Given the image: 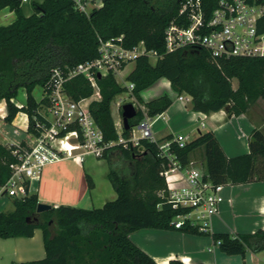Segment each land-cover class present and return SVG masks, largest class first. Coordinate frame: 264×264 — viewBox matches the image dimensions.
<instances>
[{"label": "trees", "instance_id": "16d2710c", "mask_svg": "<svg viewBox=\"0 0 264 264\" xmlns=\"http://www.w3.org/2000/svg\"><path fill=\"white\" fill-rule=\"evenodd\" d=\"M219 0H202L211 14ZM184 0H104L101 8L89 14L76 9L73 0H43L33 4V14L24 16L23 0H0V11L9 7L17 20L0 26V102H5L12 123L17 114L30 115L41 105L33 95L37 86L46 87L54 69L66 71L77 64L98 58L99 39L109 40L123 36L124 46L133 48L144 43L160 58L152 63L147 56L135 61L134 70L126 81L134 84L132 96L139 105L137 116L130 120L126 130L122 122L121 135L113 117L112 103L128 89L117 83L113 74L97 78L100 100L90 110L104 133L106 142L115 143L103 159L109 166L108 179L117 198L101 208L82 209L61 205L38 214L36 193L23 199L13 198V211L0 212V238H32L42 230L46 257L30 262L12 264H157V262L130 238L143 229L176 230L171 221L176 216L167 203L166 179L161 175L170 164L159 156L156 142L130 139L132 129L147 115L155 118L165 113L173 101L163 95L144 103L141 93L160 79H167L177 95L192 98V110L210 115L229 108L228 115L241 116L259 99L264 100V60L231 57L213 59L201 46H187L168 53L165 33L172 23L187 26L180 15ZM264 33V17L258 22ZM238 81L237 89L233 81ZM23 89L26 101L22 107L16 100ZM73 100L90 97L94 90L84 76L65 84ZM42 103H46L45 101ZM122 116V110L120 108ZM120 138L125 141L120 143ZM169 136L166 140H171ZM14 146L0 143V186L11 176ZM203 149L202 160L210 179L216 184H246L256 178L264 180V133L254 129L249 137V153L229 158L212 131L193 137L185 147L172 143L171 152L185 166ZM89 189L94 181L85 175ZM193 235H207L195 229L183 228ZM220 242L221 252L229 256H246L264 252V230L230 235L213 234ZM170 264H183L172 260Z\"/></svg>", "mask_w": 264, "mask_h": 264}, {"label": "built area", "instance_id": "2783aa9c", "mask_svg": "<svg viewBox=\"0 0 264 264\" xmlns=\"http://www.w3.org/2000/svg\"><path fill=\"white\" fill-rule=\"evenodd\" d=\"M73 1L76 9L84 14L104 5V0ZM180 15L186 17L188 25L172 23L166 30L168 53L187 46H201L210 52L213 59L243 57L264 60V33L258 30V22L264 17V0H219L211 14L204 9L202 0H184ZM98 53L95 60L77 64L66 71L58 68L51 72L38 99L41 102L38 110L32 115L21 111L11 123L18 122L13 131L15 135L19 134V130H24L28 139L11 141L2 131V123H8V112L6 103L0 102V137L3 136L2 139L7 142L3 145L14 146L12 155L16 159L11 164L10 178L2 186L9 197H27L32 185L41 180L46 166L63 160H73L80 164L89 159L99 161L115 144L105 141L104 133L90 110L91 104L100 100L98 74L101 77L113 74L117 78L138 57L147 56L152 63H156L160 55L156 51H149L143 42L127 48L124 46L123 36L109 40L99 39ZM78 76H84L88 80L94 93L90 97L73 100L68 95L65 84ZM124 86L132 96L134 84ZM178 98L187 99L186 95ZM44 101L46 103H42ZM132 101H136L133 96ZM14 102L20 107L24 105L16 100ZM118 106H122L121 100ZM162 117L163 114L155 118L145 115L132 129L130 140L135 144L142 138L156 142L160 150L159 156L170 164L161 175L168 185L165 193L167 203L177 212L171 226L176 230L190 228L199 233L211 234L213 221L225 201L223 190L226 185L216 184L210 179L203 160L192 159L183 166L171 152L172 143L180 148L185 147L192 139L190 135L176 134L171 140H156L152 127L154 120ZM201 125L204 126L203 123ZM135 129L141 133L139 137L135 135ZM121 132L122 127L118 130L120 135ZM124 141L123 138L119 140L120 143ZM171 178L173 180L168 182Z\"/></svg>", "mask_w": 264, "mask_h": 264}, {"label": "crops", "instance_id": "0c3cea01", "mask_svg": "<svg viewBox=\"0 0 264 264\" xmlns=\"http://www.w3.org/2000/svg\"><path fill=\"white\" fill-rule=\"evenodd\" d=\"M42 1L33 0L32 8L28 13L25 12L22 4L23 15L27 17L32 15L33 4ZM23 2L27 3L29 0ZM16 20L17 14L9 7L0 11V26H8ZM133 70L134 68L125 74V79ZM156 87L157 90L153 89ZM163 95H168L173 103L163 113L162 118L154 120L152 132L158 142L165 141L169 136L185 134L186 131L189 133L187 135L192 137L196 134L191 132L194 124L198 125L196 130L198 133L209 125L203 132L212 131L227 157L232 158L249 153V137L254 129L264 133V100L262 99L241 116L228 115L224 110L207 115L192 110L190 96L186 95L187 99L179 100V95L172 90L169 80L164 78L144 90L141 98L147 103ZM24 102L17 101L19 104ZM140 107L145 109L144 106L140 105ZM161 121L163 123L158 125ZM202 123L204 126L201 125ZM0 143L7 142L0 138ZM107 165L104 159L99 161L89 159L84 164L63 160L48 165L43 171L41 180L32 185L30 194L36 193L40 203L52 207L66 205L87 210L101 208L106 202L117 198V193L107 176L109 171ZM86 174H89L94 181L93 189L87 186ZM223 196L225 201L221 205L219 215L213 221L211 234L193 235L178 230L143 229L132 233L130 238L157 264H170L172 260H179L183 264H264V252L258 254L248 252L243 258L238 255H226L220 248L217 251L212 236L221 233L249 234L259 229L264 230V180L256 178L246 184H227ZM253 206L256 208L253 209ZM13 209V198L6 195L0 186V212H10ZM257 211L258 217L255 216ZM45 257L43 232L40 229L35 231L32 238H0V264L30 262Z\"/></svg>", "mask_w": 264, "mask_h": 264}, {"label": "rangeland", "instance_id": "374dc122", "mask_svg": "<svg viewBox=\"0 0 264 264\" xmlns=\"http://www.w3.org/2000/svg\"><path fill=\"white\" fill-rule=\"evenodd\" d=\"M32 1L33 0H29V2H27V3L26 2H23L22 3L23 4V7L25 9V12L28 13L29 12L28 10L32 8ZM134 66H135V63L134 62L129 63L126 66V68L123 70V72L121 73V75H119L116 78V81H117V83L119 85H121V86L124 87L125 84H128V82L125 80V74H127L130 70H132L134 68ZM233 86L234 87H237V81H234L233 82ZM157 88L158 87L153 88V89L157 90ZM33 95H34V97L36 99H40V97L42 95V87L41 86H37L34 89V91H33ZM182 95H186V94H182ZM25 99H26L25 91L23 89H20L19 90V93L17 95L16 100L17 101H20V102H24ZM120 100H121V105H124L126 103H132V104L135 105L136 109L138 107H140V105L136 101H135V103L132 101V96H130L128 92L127 93H124V94H121L120 96H118L114 100V102L112 103V112H113V117L115 119V122L117 123V128H118L119 131L121 130V127H122V116H121V113H120V107L118 106V103L120 102ZM141 108H143V107H141ZM17 123H18L17 121L15 123H13V124L2 123V126H3L2 131H4V133L6 134V136L11 141L19 142V141H21L24 138L28 139L27 134L25 133L24 130H19V134L18 135H15L13 133V131L15 129V126H16L15 124H17ZM162 123H163V121L159 122L158 125H161ZM197 126H198L197 124H194L193 127H192V129H191L192 130L191 131L192 133L193 132H194V134L196 133L195 135H192V138L195 137L198 134V132H196ZM208 126L206 128H204V129H201V131L203 132L204 130H207ZM188 132H190V131H188ZM184 133H185V135L189 134V133H187V131L184 132ZM140 134L141 133L137 129H135V135L137 137H139ZM0 138H3L4 139L3 136H1ZM203 154H204L203 149L197 150L196 153H195V156H194L193 160H202ZM107 167H108V165H107ZM171 180H173V178H171L168 182H170ZM255 208L256 207L253 206V209H255ZM255 216L256 217L259 216L258 211H257V213H255ZM258 219L260 220L261 218L259 217ZM215 249L217 251L219 250V245L217 243L215 244Z\"/></svg>", "mask_w": 264, "mask_h": 264}, {"label": "water", "instance_id": "95a60500", "mask_svg": "<svg viewBox=\"0 0 264 264\" xmlns=\"http://www.w3.org/2000/svg\"><path fill=\"white\" fill-rule=\"evenodd\" d=\"M98 77L101 78V75L98 74ZM121 110H122V122H123L124 128L126 130H129L130 129L129 122L131 119H133L137 116L138 111H137L135 105L132 103H126V104L122 105ZM228 110H229V108L224 109V111L226 113H228ZM166 196H167V194H165V197ZM51 209H52L51 205L46 204V203H39L38 207H37V213L40 214V213L49 211Z\"/></svg>", "mask_w": 264, "mask_h": 264}]
</instances>
